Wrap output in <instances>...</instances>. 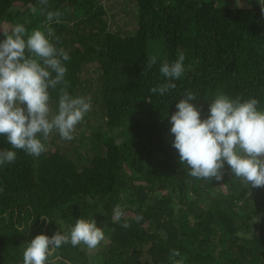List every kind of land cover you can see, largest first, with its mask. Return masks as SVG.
<instances>
[{
    "label": "trees",
    "instance_id": "trees-1",
    "mask_svg": "<svg viewBox=\"0 0 264 264\" xmlns=\"http://www.w3.org/2000/svg\"><path fill=\"white\" fill-rule=\"evenodd\" d=\"M242 2L48 0V10L62 13L49 26L70 56L68 92L90 97L91 111L73 140L54 132L39 157L15 150V161L0 165V264H23L27 242L66 232L79 218L95 219L107 244L94 263L83 244H65L49 258L54 264H170L172 249L184 264H264V187L251 188L227 164L220 182L189 176L169 123L188 90L201 119L218 93L256 98L264 109V15L258 0ZM40 7V0H0V28L43 30ZM180 53L176 88L151 93L167 82L159 66ZM59 87L49 89L53 111ZM4 149L11 145L0 136ZM117 204L130 228L113 222Z\"/></svg>",
    "mask_w": 264,
    "mask_h": 264
},
{
    "label": "clouds",
    "instance_id": "clouds-1",
    "mask_svg": "<svg viewBox=\"0 0 264 264\" xmlns=\"http://www.w3.org/2000/svg\"><path fill=\"white\" fill-rule=\"evenodd\" d=\"M264 15V0H258ZM39 13L45 16V27L27 30L25 24L16 23L0 28L5 39L0 41V136L11 145L0 150V165L10 164L16 159V151L22 150L32 157H39L47 151L50 135L57 133L62 140L74 139L76 126L91 110V98L73 96L68 92L69 82L65 79L70 60L67 51L57 47L59 41L49 25L60 23L62 13L50 11L48 0H40ZM236 6L244 7L242 0ZM33 14L37 12L31 8ZM185 56L169 63L165 60L159 66L160 74L167 82L150 89L151 93L163 96L175 89L172 81L184 72ZM155 56L148 60V67L156 65ZM58 89L56 110L51 106L49 89ZM197 96L188 90L176 104V111L170 116V134L174 136L172 146L178 151L179 162L189 169L188 175L199 180H223L225 164L234 177L240 178L251 188L264 187V109L258 107L259 100L240 97L230 98L218 93L208 107V116L201 119V111L190 101ZM2 190V189H0ZM126 216L119 204L112 210L113 222L119 223ZM41 220L51 222L45 216ZM136 222L143 215L134 217ZM121 227L131 225L126 219ZM18 232H23L18 227ZM105 240L104 231L95 219H76L66 232H56L51 237L36 235L23 251V264H54L52 257L65 244L73 247L83 244L89 250H96ZM179 257V259H177ZM170 264H184L179 249L169 252Z\"/></svg>",
    "mask_w": 264,
    "mask_h": 264
},
{
    "label": "rangeland",
    "instance_id": "rangeland-1",
    "mask_svg": "<svg viewBox=\"0 0 264 264\" xmlns=\"http://www.w3.org/2000/svg\"><path fill=\"white\" fill-rule=\"evenodd\" d=\"M118 23H119L121 26H123L122 29H124V30H125V28H127L128 25H129V23H128L127 20H125V19H123L122 21L119 20ZM90 111H91V110H90ZM90 111H89V112H90ZM89 112H88V113H89ZM90 115H91V114H88V117H90ZM103 243L107 244V241L104 240ZM99 247H100V246H99ZM99 247H98V249H96V250H89V249L86 248V251H87L88 257L90 258V260H91L92 263H94L95 260H96V261L98 260V250H99Z\"/></svg>",
    "mask_w": 264,
    "mask_h": 264
}]
</instances>
